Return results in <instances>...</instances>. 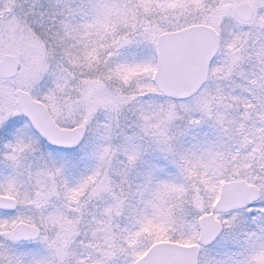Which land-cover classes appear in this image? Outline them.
<instances>
[{
  "label": "snow or ice",
  "instance_id": "obj_1",
  "mask_svg": "<svg viewBox=\"0 0 264 264\" xmlns=\"http://www.w3.org/2000/svg\"><path fill=\"white\" fill-rule=\"evenodd\" d=\"M0 264H264V0H0Z\"/></svg>",
  "mask_w": 264,
  "mask_h": 264
}]
</instances>
